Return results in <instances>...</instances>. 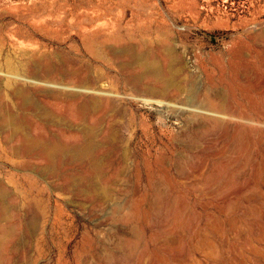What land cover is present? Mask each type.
Instances as JSON below:
<instances>
[{
  "label": "rangeland",
  "instance_id": "374dc122",
  "mask_svg": "<svg viewBox=\"0 0 264 264\" xmlns=\"http://www.w3.org/2000/svg\"><path fill=\"white\" fill-rule=\"evenodd\" d=\"M134 52L169 70L172 88L144 79ZM35 73L73 86L89 75L114 111L79 119L33 87ZM7 82L49 116L19 110ZM0 83L30 135L73 142L101 123L92 181L108 192L85 194L87 163L48 175L0 137L15 207L0 264H264V0H0Z\"/></svg>",
  "mask_w": 264,
  "mask_h": 264
},
{
  "label": "bare ground",
  "instance_id": "6f19581e",
  "mask_svg": "<svg viewBox=\"0 0 264 264\" xmlns=\"http://www.w3.org/2000/svg\"><path fill=\"white\" fill-rule=\"evenodd\" d=\"M82 11L80 10V13ZM96 13L98 14V12ZM84 14H81L80 15L81 18L80 17L79 18L82 19L84 17H88L87 14L86 15ZM101 14L99 11L98 15ZM93 15L96 14L93 12ZM80 19H78V21H80ZM85 19L88 20L89 18H85ZM90 23L91 24H89V27L91 29V27H94L93 24L95 23L93 20H91ZM84 26L87 25L85 24ZM102 33L104 34L106 32L103 31ZM23 49L25 50V48ZM23 49H19V50L22 51ZM26 49H27L26 51L31 50L30 47H29L30 50H28L27 46ZM31 52H33V50ZM128 56L131 57V64L133 65L134 69H136L144 79L148 78L149 82L152 81L154 86L160 89L162 94H165L168 90H170V88H172V86L174 85V81H173L174 79L172 78L171 72L168 73L169 70L167 71L166 69H163L161 63L157 59L152 57L150 54L139 53V52L130 53ZM88 76L89 75H85L82 78L81 83H79L80 85L73 86V84L69 85L68 83H64V84L57 83L49 75H41L35 73L33 76V81H31V83L35 89H37L38 91L40 89L41 92H43V96L45 98L53 101L54 105H61V104L67 105L71 110V114L74 115L75 117H79V119H83L84 117H90L94 119L97 117L98 114L105 115L114 111L115 106L113 107L112 103H110L111 101L109 102L104 98L106 96H111L110 95L111 93L105 90L102 86L99 88L95 87L93 84L89 82L90 78ZM5 86L8 95L15 102V105L19 110H21L22 112L29 111L30 113L37 115L39 117L49 116V113L47 111H44L45 109L41 108L38 103H35L30 98L29 93L26 92L27 90L25 91L21 89V86L18 88L16 85L8 82ZM3 87L4 85L2 87L0 85V137L3 138V139L1 138L3 144L7 147H10L14 155L23 156L24 158L30 156L42 160L45 163L44 172L48 175L52 174L59 176L57 167L60 162H62L63 164V161L65 160H68L70 163L73 164L77 162L87 163L88 166L87 174L86 176L82 177L81 180H86V182L91 180L89 181L90 182L89 188H92V190L85 192V194L91 195L93 193H97V194L101 193L102 196L108 195L107 191L102 190L100 186H98L96 183L92 181L94 178L99 177L101 173V168L99 165L100 163L97 162L98 160L93 155L96 149L99 147V142L96 140V138L99 136V133L102 132L103 130L100 126L101 123L95 121L92 123V125L81 128L80 131L76 129L79 131V134L74 137L75 139L73 140V142H63L58 139L47 140L42 135H35V136L30 135L25 131L26 128L24 129L25 120L20 119V117L16 113H14L12 110L8 108L9 105L7 107L6 104L4 103ZM90 93H95L97 96H99V98H97V96L96 98L95 97L88 98L87 95ZM158 102L162 104L165 103L163 101H158ZM116 135H118V128L110 125V128L106 130L105 136L114 138ZM69 171L73 172V170L71 169ZM65 180L68 181V184H70L71 187L75 186V179L72 176L70 177L69 175H66ZM9 195L10 194L8 193V190L0 183V222L10 218L11 216L10 211H12V209L15 208L7 201V197ZM35 205L37 206V204ZM3 229L4 228L0 226V234ZM9 233L12 232L9 230Z\"/></svg>",
  "mask_w": 264,
  "mask_h": 264
}]
</instances>
